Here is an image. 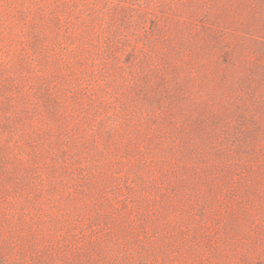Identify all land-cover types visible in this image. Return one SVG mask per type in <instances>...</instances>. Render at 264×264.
<instances>
[{
    "label": "rangeland",
    "instance_id": "1",
    "mask_svg": "<svg viewBox=\"0 0 264 264\" xmlns=\"http://www.w3.org/2000/svg\"><path fill=\"white\" fill-rule=\"evenodd\" d=\"M0 264H264V0H0Z\"/></svg>",
    "mask_w": 264,
    "mask_h": 264
}]
</instances>
